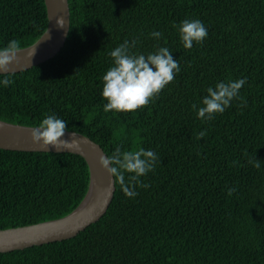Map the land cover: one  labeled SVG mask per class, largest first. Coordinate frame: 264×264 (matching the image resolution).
Listing matches in <instances>:
<instances>
[{
	"label": "trees",
	"instance_id": "trees-1",
	"mask_svg": "<svg viewBox=\"0 0 264 264\" xmlns=\"http://www.w3.org/2000/svg\"><path fill=\"white\" fill-rule=\"evenodd\" d=\"M68 2L65 46L0 83V120L36 127L54 114L108 156L142 147L160 159L135 198L115 181L99 221L68 240L0 253V264H264V0ZM186 19L208 30L191 50L173 27ZM47 27L44 0H0V48L13 39L29 47ZM125 39L145 55L167 47L181 70L135 114L105 113L102 78ZM244 78L245 107L233 100L211 121L197 118L192 105L202 106L209 87ZM89 183L81 156L0 149V230L67 216Z\"/></svg>",
	"mask_w": 264,
	"mask_h": 264
},
{
	"label": "clouds",
	"instance_id": "clouds-1",
	"mask_svg": "<svg viewBox=\"0 0 264 264\" xmlns=\"http://www.w3.org/2000/svg\"><path fill=\"white\" fill-rule=\"evenodd\" d=\"M35 23V22H33ZM57 23L63 27V18H58ZM181 42L185 49L191 50L194 44H202L208 37V30L200 20H184L178 26ZM150 37L160 40L163 33L153 31ZM167 43V41H165ZM138 41L127 39L110 52L114 63L103 76V98L107 101L104 105V112L133 113L138 109L147 107L158 98L159 94L175 80L176 74L180 72L179 61L173 58L167 47H157L155 52L147 55L134 52ZM36 49V48H35ZM21 51L20 42L13 39L7 46L0 48V73L3 79L0 83L8 87L14 84L13 74L10 66L16 63L17 54ZM33 51L30 55L32 58ZM247 83V79L227 80L217 82L214 87L207 89V95L202 99V106L192 105L197 118L201 121H211L217 114H223L231 106L233 100H240V107L246 106V100L240 97L241 88ZM68 131V123L58 118L54 114L46 115L42 122L31 131L34 144L44 149L50 147L57 151L75 148L79 151V141L75 139V134L71 133L72 139L69 142L65 137ZM207 135L206 131H201L196 136L197 140ZM247 155V152H245ZM159 157L153 150H145L140 147L135 150H121L117 146L110 156H101V167L120 185L126 197L135 198L139 193L136 188H148L150 185L144 184L141 178L154 171ZM250 163L257 169L261 167V162L256 158L250 159ZM236 163V162H234ZM127 177V178H126ZM109 191L111 189L109 188ZM237 191L236 188H229L228 195L232 196Z\"/></svg>",
	"mask_w": 264,
	"mask_h": 264
},
{
	"label": "water",
	"instance_id": "water-1",
	"mask_svg": "<svg viewBox=\"0 0 264 264\" xmlns=\"http://www.w3.org/2000/svg\"><path fill=\"white\" fill-rule=\"evenodd\" d=\"M44 1L48 19L47 30L33 45L21 49L17 54L16 63L10 66L8 74L29 70L54 58L66 44L71 27L68 0ZM58 18H63L65 22L63 27L58 25ZM33 51L35 54L31 58ZM33 128L0 120V149L32 153H71L81 156L89 168V188L81 204L63 218L0 230V253L71 239L99 221L107 212L114 197L115 179L99 163L101 156H108L100 144L81 133L67 131L63 139L71 142L74 139L71 133H74L75 139L79 141V151L75 148L60 151L52 147L44 149L33 143L31 135Z\"/></svg>",
	"mask_w": 264,
	"mask_h": 264
}]
</instances>
